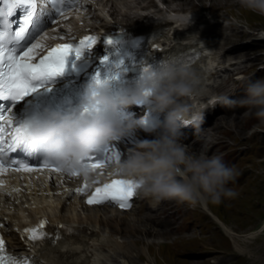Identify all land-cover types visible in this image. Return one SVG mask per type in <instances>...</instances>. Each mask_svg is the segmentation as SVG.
I'll use <instances>...</instances> for the list:
<instances>
[{
  "label": "clouds",
  "instance_id": "9594fccd",
  "mask_svg": "<svg viewBox=\"0 0 264 264\" xmlns=\"http://www.w3.org/2000/svg\"><path fill=\"white\" fill-rule=\"evenodd\" d=\"M239 4L264 16V0H239ZM203 95L201 78L194 69L173 62H158L140 73L130 86L89 82L73 111L44 108L35 112L23 128L22 137L29 143L34 141L63 171L85 174L88 170L81 167L82 157L143 129L152 138L139 141L129 150L126 159L114 161L113 173L134 180L139 185V196L149 198L154 206L165 200L190 206L218 205L238 195L229 184L240 173L220 155L189 153L182 143L181 128L197 122L202 124L204 111L217 103L228 108L246 107L264 124V80L249 83L245 95L238 100L214 96L210 105L201 104ZM138 105L146 106L157 115L149 120L146 128L127 111ZM83 107L88 111L83 112Z\"/></svg>",
  "mask_w": 264,
  "mask_h": 264
},
{
  "label": "snow or ice",
  "instance_id": "6c2138e0",
  "mask_svg": "<svg viewBox=\"0 0 264 264\" xmlns=\"http://www.w3.org/2000/svg\"><path fill=\"white\" fill-rule=\"evenodd\" d=\"M49 2L52 5L53 13L63 16L65 9L57 7V4H64V0H0V4L6 6L0 8V172H5L9 168L25 172L44 169L63 172L44 154L39 162L34 164L36 167L32 166L33 163L28 162L29 159H36L38 147L34 141L30 143L26 141L22 137V131L30 116L34 113L18 118L13 110L33 97L51 91L54 80L65 73L68 58L72 56L79 60L85 50H90L97 44L98 37L88 35L75 44H57L50 48L45 55L37 58L35 50L40 48L41 45L39 42L33 43L32 40L35 39V35L38 33L30 31L28 25L39 23V17L34 20L37 6ZM67 7L65 5V8ZM21 9L24 10L23 24L11 27V21H5V16L11 18ZM52 22H55L54 18ZM104 43L111 45L113 41L106 39ZM100 63L102 65L111 63V70L106 71L103 75L100 71H96L91 76L90 82L97 85L115 83L120 87L135 83L140 73L153 66L146 61H141L137 66L139 71L136 78L131 82H126L123 81V76L127 69L123 67L124 61L122 59L110 62L109 56L104 55L100 58ZM138 106H141L143 111V105ZM82 111L87 112V107H83ZM151 115L150 111L145 112L139 119L142 128L148 127ZM121 139L117 138L98 149L90 151L87 156L81 158V167L88 170L85 176L89 171L103 168L112 163L113 160L120 162L127 158V153L118 150L117 142ZM18 150L24 154L25 159L16 157L15 154ZM67 174L75 177L80 172L72 170L67 171ZM138 187L139 185L134 180H112L110 183L97 187L86 202L89 205H102L107 202L118 205L121 209H128L132 207L131 201L137 195ZM83 191V187L76 189L78 193ZM45 224L46 221L41 220L37 227L26 228L24 232L28 239L32 241L45 240L48 235L43 231ZM68 231L72 230L69 229ZM0 264H30V260L29 258L7 255L4 241L0 238Z\"/></svg>",
  "mask_w": 264,
  "mask_h": 264
},
{
  "label": "bare ground",
  "instance_id": "6f19581e",
  "mask_svg": "<svg viewBox=\"0 0 264 264\" xmlns=\"http://www.w3.org/2000/svg\"><path fill=\"white\" fill-rule=\"evenodd\" d=\"M93 1L96 2V5L101 6V8H106L109 2V0ZM173 1V6H169V10L171 12H182V7L179 6H183L184 2H188V5H196V3L193 4L194 0ZM212 1V7L214 9L218 8L219 12H222L220 9L225 7L227 2L232 3L235 0ZM198 5L202 6L200 4ZM110 10L111 9H108L106 11L111 13ZM94 17L96 18L97 16ZM237 20L238 19L236 18L235 22L240 24ZM202 21L203 17H198L195 21L193 29L197 31V35L206 37L207 44L212 43V65L214 61L216 62V65L229 62L232 67H238L237 65L252 67L256 63H261L262 58L257 56L258 53L254 51V46L256 45H253L264 43V40L261 37H256L253 41H250L252 38L249 39L247 37L249 33L242 29L243 26H237L234 23H229L227 26H223L221 29L215 30L214 32H211L212 30H210L209 27L205 30H199L196 25ZM64 25L63 29L66 30L68 27L67 23ZM70 25H75V22H71ZM63 29L62 27H59L57 29L49 30L47 38L53 37L54 35L70 36V34H65ZM217 37L220 38L218 41H215L214 39ZM240 41L242 42L240 43ZM236 69L237 68H234L232 70ZM224 71H226V69H224L223 72ZM245 89L242 97L245 95ZM249 112L250 110L244 107L239 115L229 117L227 120L233 118L244 119L248 116ZM220 127L227 129L232 126L226 124L225 119L218 118L217 122L214 124V128L217 129ZM249 127H252V130H254L249 132L252 135L251 137H261L257 135L258 131H255V124H251ZM146 139H151V137ZM208 139L209 140H207L203 145V150H207V152L212 149L211 147L209 148V146L213 144L211 140L212 135H209ZM132 148L134 147H130L128 145H118V150L127 154ZM1 183L4 184V188L0 190V222L7 219V224H10L11 227L13 225L14 227H20L23 225V217H28L27 220L30 223H34L37 217L45 216L51 223L60 222L66 225H74L87 234V239L85 240V243L81 244L80 249L73 250L72 245H68L71 255L65 257L64 259L63 256L54 249L47 250L46 252L45 248H39V250H42V252L39 253V258L45 260L42 264H135L130 254L132 251L136 250L135 247L142 243H140L141 240L139 239V232H136V230H130V227H128L132 223L141 224L142 226L144 225L146 234L149 235L163 234V236H165L164 234L172 232L175 227V232L186 234L189 231L185 227L178 226L177 224L169 226L162 225L160 223L147 224L144 221L140 222V220L136 217H129L128 215H125V213L115 212L107 207L95 210H82L84 213L79 214L77 211L78 208H80V202L76 201L75 193L73 191V182L61 175H52L47 173L4 175ZM206 209L210 217L217 221L223 233L233 239L232 241L234 243H237L240 239L239 236L236 235L233 230L228 228L219 219V217L215 216L210 210H208V208ZM7 224H4L5 227ZM262 226H264V221ZM138 228H140V226ZM142 228L143 227L140 229L141 231H143ZM127 232L132 233V235L131 233H128L131 237H127V235H125ZM117 235L122 236L125 240L119 241L118 238L120 237H116ZM245 238H252V235L247 237L245 236ZM15 246L17 249L22 250V246L19 243H16ZM140 247V254L138 255L142 256L144 251L142 250V246ZM146 250L149 251V247H147ZM78 252H80V257L82 255V258L79 260H77L79 255H75ZM138 255L136 256L138 257ZM219 262H221V260ZM145 264L156 263L154 261L146 260ZM196 264H198V262ZM213 264H218V262H213Z\"/></svg>",
  "mask_w": 264,
  "mask_h": 264
},
{
  "label": "rangeland",
  "instance_id": "374dc122",
  "mask_svg": "<svg viewBox=\"0 0 264 264\" xmlns=\"http://www.w3.org/2000/svg\"><path fill=\"white\" fill-rule=\"evenodd\" d=\"M235 1L227 2V5L220 9L222 12H219L218 8L212 7V0H194L193 4L196 3V5H188V2H184L183 6L179 7H182V12L198 11L204 17L224 23V25L218 24L219 27L226 26L229 22L243 26L242 29L249 33L246 34L247 37L252 38L250 41L256 37H264V16L242 8L239 0ZM236 18L240 24L235 22ZM253 45H256L254 51L258 53L257 56L262 58L259 63L260 67H264V43ZM241 123L242 119L226 120V124L234 126L225 129L233 134L234 141L251 137L249 132L254 131L252 127L242 131ZM252 124H255V131H258L257 135L261 136L259 138L263 139L262 143L264 144V124H260L256 118ZM234 167L240 173L236 178L238 184L234 186L229 184V187L238 194L235 198L225 199L218 205L207 203L190 206L184 203L186 208L192 211L190 221L193 220V228L188 229L186 234L175 232V227L172 232L164 234L165 236L163 234L149 235L146 234L144 225L130 223L131 225L128 227L130 230L139 232L140 243L144 244H139L135 247L136 250L130 254L135 264H145L146 260L154 261L156 264H196L197 262L198 264H213V262H218V264H264V227L262 226L264 221V145L262 149H259L254 159H246ZM206 208L239 236L240 239L237 243H234L233 239L223 233L217 221L210 217ZM197 215L204 216L203 220H199ZM187 217L181 221H188ZM139 226L140 228H138ZM141 227H143V231L140 230ZM128 233L131 232H127L125 235L131 237L132 233L131 235ZM250 235L252 238H245ZM116 237H120L119 241L125 240L120 235ZM140 246L144 251L142 256L138 255ZM147 247H149V251L146 250ZM220 260L221 262H219Z\"/></svg>",
  "mask_w": 264,
  "mask_h": 264
}]
</instances>
